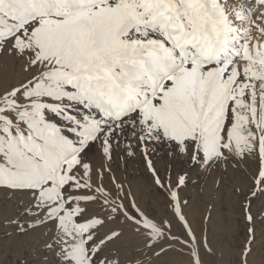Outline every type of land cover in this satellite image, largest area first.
<instances>
[{"label":"snow or ice","instance_id":"snow-or-ice-1","mask_svg":"<svg viewBox=\"0 0 264 264\" xmlns=\"http://www.w3.org/2000/svg\"><path fill=\"white\" fill-rule=\"evenodd\" d=\"M4 53L30 75L0 91V189L29 197L11 221L18 232L32 213L29 228L53 225L44 248L54 264H150L144 252L165 240L202 264L177 191L170 206L187 240L105 188L93 146L106 160L121 142L129 155L139 148L162 190L171 185L150 145L208 167L252 156L264 194V0H0ZM121 219L145 238L141 251L109 247L121 232L101 229Z\"/></svg>","mask_w":264,"mask_h":264},{"label":"rangeland","instance_id":"rangeland-1","mask_svg":"<svg viewBox=\"0 0 264 264\" xmlns=\"http://www.w3.org/2000/svg\"><path fill=\"white\" fill-rule=\"evenodd\" d=\"M0 57V65L4 66L0 70L2 90L11 88L30 75L23 71V61H17L8 53ZM133 151L135 154L129 155L121 142L119 146H114L112 159L106 160L99 147L93 146L87 159L94 170L102 171V184L105 188L112 193L119 189L125 203L134 201L155 221L174 218L176 224L172 234L187 240L189 238L185 229L173 216L170 206L169 191L176 190L183 215L198 242L196 247L209 261L201 259L202 264H241V254L246 246L251 250L247 255V264H264V194L255 185L260 167L257 158L230 156L227 161L208 167L189 163V158L180 155L174 145H150L149 158L161 179L171 185L169 189L162 190L155 184L139 148ZM184 174L185 184L177 187L179 176ZM92 180L97 182L95 172ZM28 203L27 193L0 189V264H46V261L54 264L51 253L44 248L51 241V233H45L53 225L29 228L28 221L35 213L20 217L19 227L24 228L23 234L17 231V225L11 223L18 218V209ZM88 207L94 209L96 206L90 204ZM247 215H251L253 220L248 221ZM109 229L121 232L120 238L109 247L118 249L122 255L143 249L145 238L134 231L130 221L121 219L108 223L101 232ZM169 243L173 247L169 248ZM205 244L211 249L210 252L205 251ZM159 245L165 251L158 256L152 255V252L159 251ZM159 245L151 252H144L145 261H150V264H191L192 258L187 247L170 240Z\"/></svg>","mask_w":264,"mask_h":264},{"label":"bare ground","instance_id":"bare-ground-1","mask_svg":"<svg viewBox=\"0 0 264 264\" xmlns=\"http://www.w3.org/2000/svg\"><path fill=\"white\" fill-rule=\"evenodd\" d=\"M1 57H2V56H1ZM1 57H0V58H1ZM2 58H3V57H2ZM3 68H4V66L0 65V70H2ZM5 68H7V66H6ZM3 80H4V79H3ZM0 91H3L2 88H1V86H0ZM169 221L172 222V225H173V226H172V230L175 231V224H176V222H175L174 218H173V219H170ZM172 230H171V231H172ZM173 231H172V232H173ZM161 242H163V241H159V242H157V246H158L159 243H161ZM159 246H160V245H159ZM198 248H199V247H198ZM200 256H201V259H206V258H207L206 256L204 257V255L201 254V253H200ZM32 258H33V257H32ZM169 259H170V257H169ZM169 259H168V260H169ZM173 259H174V257H173ZM34 260H35V259H34ZM206 261L209 262L207 259H206ZM171 262H172V261H171Z\"/></svg>","mask_w":264,"mask_h":264}]
</instances>
